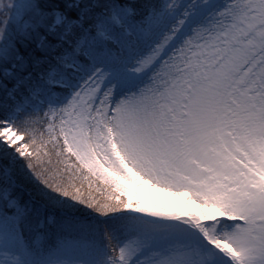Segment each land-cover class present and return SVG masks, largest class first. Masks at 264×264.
Wrapping results in <instances>:
<instances>
[{
  "label": "rangeland",
  "instance_id": "obj_1",
  "mask_svg": "<svg viewBox=\"0 0 264 264\" xmlns=\"http://www.w3.org/2000/svg\"><path fill=\"white\" fill-rule=\"evenodd\" d=\"M159 7L137 20L127 6L108 10L72 48L88 44L93 61L56 59L0 121V153L29 154L25 129L37 142L60 140L72 162L111 184L124 209L111 218H129L118 254L106 256L101 231L85 220L59 212L58 228L43 203L27 219L3 193L19 214L0 212V264H264V89L243 91L264 81V0ZM66 24L35 0H0L3 78L15 79L4 64L15 39ZM55 85L65 88L57 105L48 98L40 118L19 120L20 107L47 100Z\"/></svg>",
  "mask_w": 264,
  "mask_h": 264
},
{
  "label": "trees",
  "instance_id": "obj_2",
  "mask_svg": "<svg viewBox=\"0 0 264 264\" xmlns=\"http://www.w3.org/2000/svg\"><path fill=\"white\" fill-rule=\"evenodd\" d=\"M117 6L129 7L132 18L136 20L142 18L148 10L160 8L159 0H35V7L40 13L58 11L64 16L67 24L65 28L54 32L39 26L36 32H31L27 37L15 39L13 58L4 63L6 68L11 69L9 76H15V79L3 78L6 74L0 69V83L6 84L13 92L8 95L6 90L1 92L0 89V121L7 115L11 105H21L22 97L28 96L34 86L38 89V76H47L49 67L56 66L59 58L66 57L67 61L77 60L83 67L93 61L94 52L88 44L81 43L77 55H74L72 48L74 44H79L83 37L91 35L93 26L100 22L104 13ZM55 78L53 76L52 80ZM67 78L69 81L73 80L72 77ZM257 82H249L243 91L253 97L257 92H263L264 81L260 77ZM254 86L257 87L256 92L248 90V87ZM63 90L64 87L55 85L52 87V93L43 92L47 100L42 97L39 101L37 99L27 106L20 107L19 120L31 114H38L37 117L40 118L41 110L52 106L50 101L56 104ZM48 98H51L50 101ZM247 103V100H243V105ZM23 135L24 139L28 140L29 154L11 158L3 152L0 153L1 214L5 217L19 214L5 201L2 194L6 193L8 198L22 206L27 219H34L35 214H38L36 210H39L43 203V214L50 216L52 224L58 228L59 224L66 220V216L59 212L87 215L85 223H90L102 233L106 242L103 248L106 256L115 258L118 246L113 243L123 238L121 229L128 223L129 218L121 215L111 218L124 212L117 198L113 196L114 189L111 184L100 180V174L91 170L88 172L79 166L73 157L76 163L72 162L69 159L71 155L65 154L60 140L37 142L34 139H37L38 135L26 132L25 129ZM3 168L9 170V178L5 176ZM45 249L46 247L41 248L34 253L43 254Z\"/></svg>",
  "mask_w": 264,
  "mask_h": 264
},
{
  "label": "water",
  "instance_id": "obj_3",
  "mask_svg": "<svg viewBox=\"0 0 264 264\" xmlns=\"http://www.w3.org/2000/svg\"><path fill=\"white\" fill-rule=\"evenodd\" d=\"M69 218H74V219H76V220H84L86 217H77V216H74V215H67Z\"/></svg>",
  "mask_w": 264,
  "mask_h": 264
}]
</instances>
